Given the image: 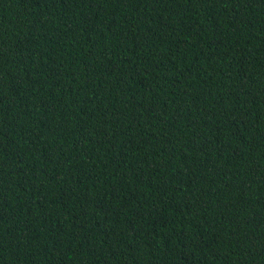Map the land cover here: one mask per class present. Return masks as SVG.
<instances>
[{
  "label": "trees",
  "instance_id": "obj_1",
  "mask_svg": "<svg viewBox=\"0 0 264 264\" xmlns=\"http://www.w3.org/2000/svg\"><path fill=\"white\" fill-rule=\"evenodd\" d=\"M0 264H264V0H0Z\"/></svg>",
  "mask_w": 264,
  "mask_h": 264
}]
</instances>
